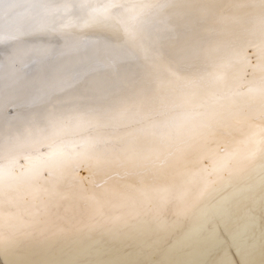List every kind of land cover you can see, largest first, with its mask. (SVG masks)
Listing matches in <instances>:
<instances>
[{
	"label": "bare ground",
	"instance_id": "obj_1",
	"mask_svg": "<svg viewBox=\"0 0 264 264\" xmlns=\"http://www.w3.org/2000/svg\"><path fill=\"white\" fill-rule=\"evenodd\" d=\"M0 50V264H264V0H0Z\"/></svg>",
	"mask_w": 264,
	"mask_h": 264
},
{
	"label": "rangeland",
	"instance_id": "obj_2",
	"mask_svg": "<svg viewBox=\"0 0 264 264\" xmlns=\"http://www.w3.org/2000/svg\"><path fill=\"white\" fill-rule=\"evenodd\" d=\"M87 2H88V0H79V3H80V5H82V6H84V8H85V6H86V4H87ZM82 9H83V7H81ZM54 25H56V24H54ZM82 36H80V37H78V38H81ZM82 39V38H81ZM80 40V39H79ZM75 45V44H74ZM73 45V46H74ZM72 46V47H73ZM80 46H74L72 49H76V48H79ZM8 56H10V57H6V54H5V56L3 55V52H2V50H0V77H2V78H0V87L1 86H3V84H4V76H7L8 74H10V72H11V67H12V65H13V58H11L12 57V55H10V54H7ZM108 57V56H107ZM11 58V59H10ZM123 57H113V58H109V59H106V61H105V64H104V69L102 70V72H103V74H110L111 72H112V70L113 69H116V70H118L119 72L120 71H124V72H127V71H129V70H131V69H133L134 67H131V65H132V63H135L134 61H132V60H127V58H125V60H123L122 59ZM72 59V58H71ZM127 62V63H126ZM132 62V63H131ZM172 62H174V61H172ZM175 63V62H174ZM122 64V65H121ZM129 64V65H128ZM117 65V66H116ZM123 65H125V67L123 66ZM34 62L28 67L29 68V70H30V68H31V71L32 70H34ZM128 66V67H127ZM136 67V66H135ZM121 68H122V70H121ZM128 68H130V69H128ZM206 68H207V70H206ZM120 69V70H119ZM196 68H192L191 66H190V69H188V67H185V68H183V70L181 71V72H183V73H193V72H196V74L198 73V71H199V73L198 74H200V73H204V71L206 70V71H208V69H210V67L209 66H206L205 68L204 67H200L199 69H198V71H196L195 70ZM110 70V71H109ZM193 70V71H192ZM195 70V71H194ZM108 71V72H107ZM189 71V72H188ZM202 71V72H201ZM5 72H6V74H5ZM96 73V72H95ZM206 73V72H205ZM92 76L94 77V72H93V74H92ZM96 76V75H95ZM96 78V77H95ZM3 82V83H2ZM18 102V103H17ZM93 104V103H92ZM87 106V105H86ZM22 109V106H21V103L19 102V101H16V103L15 102H13V103H11L9 106H8V110L11 112V113H18V112H20V110Z\"/></svg>",
	"mask_w": 264,
	"mask_h": 264
},
{
	"label": "water",
	"instance_id": "obj_3",
	"mask_svg": "<svg viewBox=\"0 0 264 264\" xmlns=\"http://www.w3.org/2000/svg\"><path fill=\"white\" fill-rule=\"evenodd\" d=\"M19 160H20V159H19ZM79 171H80V173L82 172V170H80V169H79Z\"/></svg>",
	"mask_w": 264,
	"mask_h": 264
}]
</instances>
